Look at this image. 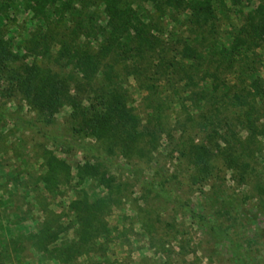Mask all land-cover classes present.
Returning <instances> with one entry per match:
<instances>
[{
  "label": "rangeland",
  "instance_id": "obj_1",
  "mask_svg": "<svg viewBox=\"0 0 264 264\" xmlns=\"http://www.w3.org/2000/svg\"><path fill=\"white\" fill-rule=\"evenodd\" d=\"M177 2L172 9L163 5V13L154 2L129 3L150 23L154 52L146 67L144 58L134 56L115 63L119 77L112 80L123 91L141 135L131 150L103 139L85 140L118 187L111 192L115 202L103 216L105 231L90 242L79 246L67 206L81 191L88 198L99 191L105 195L92 179L77 183L74 176L84 161L96 160L74 147H53L0 117V264H59L35 251L28 238L44 222L59 232L56 244H78L68 264H232L226 246L215 245L209 233L192 224L177 201L223 223L229 233L240 234L251 260L264 264V41L245 33L250 22H257L253 8L264 0H208L198 22L187 20L182 11L186 5ZM24 5V0H0L1 36L18 56L0 63V104L29 114L13 88L22 45L35 23ZM94 18L100 24L104 17L96 13ZM240 38L246 49L243 44L230 53V45ZM186 43L201 53L195 65L185 61L193 65L186 67L192 81L182 73L166 75L160 65ZM219 57L214 72L213 61ZM212 71L215 88L202 75ZM235 96L244 99L240 106L230 103ZM245 108L251 129L242 122ZM68 114L69 107L62 106L54 114V125L70 126ZM192 143L210 152V170L202 180L186 154ZM47 150L69 169L61 182L44 185L39 175L45 170ZM217 195L231 198V223L215 214Z\"/></svg>",
  "mask_w": 264,
  "mask_h": 264
},
{
  "label": "trees",
  "instance_id": "obj_2",
  "mask_svg": "<svg viewBox=\"0 0 264 264\" xmlns=\"http://www.w3.org/2000/svg\"><path fill=\"white\" fill-rule=\"evenodd\" d=\"M133 1L136 0H24L23 9L30 12L35 23L22 45L21 68L13 79V88L21 95L29 114L17 109H7L0 104V117L13 126L33 132L53 147H74L91 154L90 160H96L92 163L84 161L75 168L74 176L77 183L85 178L92 179L97 186L106 190L105 195L99 191L88 198L81 191L80 196L70 200L67 206L75 226L73 232L80 241L79 246L105 231L103 216L112 202H115L111 192L118 190L112 177L106 175L101 168V158L96 154L94 156L92 147L85 140L103 139L124 150H131L141 135L138 121L128 109L123 91L112 80L119 77V73L114 72V65L120 60L132 61L131 57L134 56L146 61L153 56L154 37L149 31L152 27L140 18L139 10L137 12L130 7ZM142 1L154 2L157 10L162 13L165 9H172L176 1L184 3L186 7H182V11H186V19L190 22L201 21L207 12L205 4L208 3V0ZM253 9L258 16L257 22H250L245 33L250 38L264 41V4L259 3ZM96 13L103 14L100 24L94 18ZM0 19H4L2 15ZM185 38L184 42L188 40L187 36ZM243 42L245 41L240 38L239 43L230 45V53L243 45ZM246 47L244 44L245 49ZM16 54L1 36L0 26V63L18 58ZM200 54L195 47L186 43L179 51L174 52L171 59L161 61L160 65L164 67L166 75L177 76L182 73L186 76V81H192L186 67L193 65L185 61L193 63ZM37 57L45 60V64L37 62ZM219 58L213 61L214 72L220 66ZM144 63L146 67L148 61ZM169 70L171 72H167ZM213 71L202 75L210 78L212 87L215 88L216 77ZM254 80L251 86L256 91ZM235 98L230 103L240 106L244 99L238 96ZM244 104L247 107L249 105ZM64 105L69 107L71 124L54 125V114ZM242 113V122L251 129L249 109L245 108ZM186 154L197 169L196 178H206L210 170L208 148L203 144L192 143L188 145ZM44 166V172L39 175L40 182L44 185L61 182L60 180H64L63 176L68 174V165L51 150L45 152ZM147 188L151 190L150 187ZM215 200L218 206L215 214L225 217L231 223L234 220L228 208L231 198L217 195ZM177 202L185 217L202 232L209 233L215 245L226 246L232 264H257L247 255L248 249L243 248L245 242L240 234L229 233L223 223H216L214 218H207L202 212H196L188 203ZM58 234L53 225L44 222L28 238L34 250L46 255V259L68 264L78 252V244L76 247L72 244H56Z\"/></svg>",
  "mask_w": 264,
  "mask_h": 264
}]
</instances>
